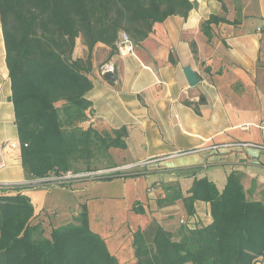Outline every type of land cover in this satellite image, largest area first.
Wrapping results in <instances>:
<instances>
[{
	"label": "crops",
	"instance_id": "crops-1",
	"mask_svg": "<svg viewBox=\"0 0 264 264\" xmlns=\"http://www.w3.org/2000/svg\"><path fill=\"white\" fill-rule=\"evenodd\" d=\"M189 2L195 8L188 16H171L155 24L135 46L134 57L110 54L102 44L91 52L92 89L86 99L92 111L87 124L108 131L126 129L125 149L110 152L111 167L147 162L135 177L125 176L140 179V188L128 195L126 207L132 210V204L138 203L149 212L146 225L132 231L152 220L172 230L186 219L180 201L158 206L164 195L160 182L177 184L187 197L193 182L206 178L221 193L227 177L235 172L242 176L244 191L264 201L263 153L254 148L207 149L230 142L264 144V0ZM211 15L223 16L228 23L211 25L208 40L200 25ZM1 38L0 31V182L19 183L25 178L19 147H11L18 144V137ZM85 54L86 47L76 39L73 57ZM110 67L112 82L102 76ZM186 68L198 79L193 87L187 83ZM180 152L191 153L175 156ZM122 181L119 186L101 181L44 186L26 189L23 195L30 200L34 216L49 225V213L67 218L76 215L81 205L86 210H107L106 201L115 199L119 201L109 210H119L128 183ZM192 217L197 223L204 221L201 225L210 224L209 204L196 202ZM132 231L128 229L131 235ZM104 242L117 261L121 257L123 264H135L132 243L125 250L121 240ZM256 264H264V255Z\"/></svg>",
	"mask_w": 264,
	"mask_h": 264
},
{
	"label": "trees",
	"instance_id": "trees-1",
	"mask_svg": "<svg viewBox=\"0 0 264 264\" xmlns=\"http://www.w3.org/2000/svg\"><path fill=\"white\" fill-rule=\"evenodd\" d=\"M194 8L189 0H0L9 99L25 180L111 168L110 150L125 149L127 133L87 124L93 48L102 44L110 54L117 52L122 35L139 46L155 24L171 16L186 18ZM219 23L228 21L211 15L200 30L209 40L211 25ZM78 38L86 54L75 59ZM190 47L196 54L195 45ZM241 180L231 173L221 193L206 178L195 180L187 197L177 184L166 186L158 206L180 201L187 217L172 230L152 220L135 231V264H256L264 255V201L251 198ZM25 191L0 197V264H118L90 230L84 205L51 227L34 216ZM196 202L209 204L210 224L191 219Z\"/></svg>",
	"mask_w": 264,
	"mask_h": 264
},
{
	"label": "rangeland",
	"instance_id": "rangeland-1",
	"mask_svg": "<svg viewBox=\"0 0 264 264\" xmlns=\"http://www.w3.org/2000/svg\"><path fill=\"white\" fill-rule=\"evenodd\" d=\"M110 152L112 155V154H114L115 150L111 149ZM122 180H125L128 183H126V187H125L126 197H124L123 201L122 200L120 201L121 202V204H120L121 208H119V210H109L111 207L114 206L115 202L119 201V200L116 201L115 199H111V200L106 201L107 210H86V212H87V218H88V226H89L90 230H92L94 233H96L100 237L101 236L108 237L106 240L103 239L108 244L112 240H114V243H118V241L121 240V244L124 245L123 249L127 250L128 244L132 243V235L129 234L128 229H130L132 231V228H135L137 225H146L145 224L146 223L145 218L149 215V212L148 211L144 212L142 206H138L139 205L138 203L132 204V206H131L132 210H128V207H126V206H128V201H129V197H131V194L135 195L136 192H138V190L140 188V179L136 180V178L134 179L131 177H117V178H114L111 180H103L101 182H104L107 184L109 182L115 183V184H117V186H119L120 184H122V182H123ZM134 180H136V181L134 182ZM61 186L63 187V185H61ZM159 186L161 188H165L167 185L165 186V184L160 182ZM49 187H51V186H49ZM128 195H129V197H128ZM132 201L133 200H130V202H132ZM136 207H140V209L136 208ZM134 208H135V210H143V212L142 213H135ZM85 209H86V207H85ZM79 211L80 210H77V212H79ZM49 215H50V218H49L50 224L49 225L51 227H56L58 225H61L62 223L66 222L70 218V217L62 218L61 215H59V214L55 216V214L49 213L47 216H49ZM198 218H200V217H198ZM191 219L194 222L198 221L196 217L191 216ZM136 220H139V222H136ZM201 222L202 221H199L200 224H201ZM134 231H132L131 233L133 234ZM130 249H132L131 245H130ZM118 261L121 264H123L121 257H118Z\"/></svg>",
	"mask_w": 264,
	"mask_h": 264
},
{
	"label": "built area",
	"instance_id": "built-area-1",
	"mask_svg": "<svg viewBox=\"0 0 264 264\" xmlns=\"http://www.w3.org/2000/svg\"><path fill=\"white\" fill-rule=\"evenodd\" d=\"M116 51L119 56H135V46L131 43L126 36L122 35L116 43ZM112 70L110 67L109 69ZM17 144H11L12 148L17 147ZM232 148H254L264 154V144H251V143H225L214 145L207 149L211 150H229ZM191 152H180L175 156L186 155ZM147 162H140L137 164H126L111 168H102L96 171L72 173L67 172L63 175L56 177H47L43 179L24 180L19 183H2L0 182V197L3 195H12L16 190L31 189L44 186H61L65 184L84 182V181H103L111 180L117 177H125L136 174Z\"/></svg>",
	"mask_w": 264,
	"mask_h": 264
},
{
	"label": "water",
	"instance_id": "water-1",
	"mask_svg": "<svg viewBox=\"0 0 264 264\" xmlns=\"http://www.w3.org/2000/svg\"><path fill=\"white\" fill-rule=\"evenodd\" d=\"M184 74L186 76L187 79V83L189 85V87H193L198 83V79L196 78V76L190 71L189 68H186L184 70ZM103 78L108 81V82H112L114 80V74L112 72V70H106L102 73Z\"/></svg>",
	"mask_w": 264,
	"mask_h": 264
},
{
	"label": "bare ground",
	"instance_id": "bare-ground-1",
	"mask_svg": "<svg viewBox=\"0 0 264 264\" xmlns=\"http://www.w3.org/2000/svg\"><path fill=\"white\" fill-rule=\"evenodd\" d=\"M2 39V38H1ZM1 60V59H0ZM3 68V67H2ZM5 70H7V69H5ZM5 72V71H4ZM4 76V75H3ZM5 77V76H4Z\"/></svg>",
	"mask_w": 264,
	"mask_h": 264
}]
</instances>
